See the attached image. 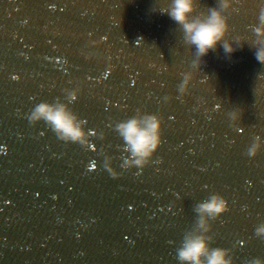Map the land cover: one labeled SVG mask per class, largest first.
Wrapping results in <instances>:
<instances>
[{
	"label": "water",
	"instance_id": "obj_1",
	"mask_svg": "<svg viewBox=\"0 0 264 264\" xmlns=\"http://www.w3.org/2000/svg\"><path fill=\"white\" fill-rule=\"evenodd\" d=\"M239 2L228 35L245 36L244 47L210 51L180 97L194 49L159 11L167 0H0V264H180L192 206L211 191L231 204L212 222L214 244L233 248L235 264L264 257L255 233L264 222V148L246 154L256 134L264 138V63L249 27L259 0ZM214 3L201 0L199 10ZM77 86L72 108L104 133L92 147L26 116ZM234 108L243 132L232 127ZM137 109L163 118L162 159L112 177L101 153L120 168L112 125Z\"/></svg>",
	"mask_w": 264,
	"mask_h": 264
},
{
	"label": "clouds",
	"instance_id": "obj_2",
	"mask_svg": "<svg viewBox=\"0 0 264 264\" xmlns=\"http://www.w3.org/2000/svg\"><path fill=\"white\" fill-rule=\"evenodd\" d=\"M200 3L201 0H167L166 6L159 9L177 23L182 31L184 43L194 49L191 67L181 73L182 79L177 85L180 97L189 91L210 51L219 47L227 56H231L239 48L244 47L246 42L245 36L229 38L228 35L232 30L230 17L236 10L233 7L234 0H215L214 4L203 10H199ZM249 27L255 36L250 42L254 56L257 61L264 63V0H259L257 23ZM107 72L108 70L104 75ZM259 75L264 76V73ZM201 79L208 80V75L201 76ZM62 91L63 96L34 103L26 114L28 121L31 124L43 121L62 141L92 147L91 137L93 135L102 137L103 130L88 127L87 119L81 117L72 108L73 102L80 95L79 86L65 87ZM169 98L166 95L164 100ZM219 106V104L215 105L216 108ZM240 115L241 112L237 108L229 111L232 127L238 130L240 127L237 122L240 120ZM112 127L120 137L122 144L119 147L123 149L120 168L114 165L112 155L101 153L104 156L103 167L112 177L124 175L121 169L136 168L139 172L149 165L160 163L162 157H157L156 153L164 143L165 137L164 120L158 112L137 109L135 114L117 120ZM262 148H264V138L256 134L252 143L247 146L246 154L255 156ZM230 207L228 196L219 191H211L205 198L193 204V223L184 232L175 251L176 259L180 264H235L233 248L214 244L215 233L212 223L220 219ZM255 233L264 237V222H260L255 227ZM247 264H264V257H254L248 260Z\"/></svg>",
	"mask_w": 264,
	"mask_h": 264
},
{
	"label": "snow or ice",
	"instance_id": "obj_3",
	"mask_svg": "<svg viewBox=\"0 0 264 264\" xmlns=\"http://www.w3.org/2000/svg\"><path fill=\"white\" fill-rule=\"evenodd\" d=\"M235 3H236V6H237V7H240V6H241L239 0H235ZM108 73H109V72H107L105 76H107ZM134 82H135V81H133V83H134ZM219 107H220V106H219ZM219 107H218V108H219ZM239 131L243 132L244 129H243V128H240ZM2 152H6V149L4 148V145L0 144V153H2ZM89 167H90V168H96V164H95V163H91ZM129 207H131V205H129ZM238 243H239V244H244L245 241H244L243 239H240V240L238 241Z\"/></svg>",
	"mask_w": 264,
	"mask_h": 264
}]
</instances>
